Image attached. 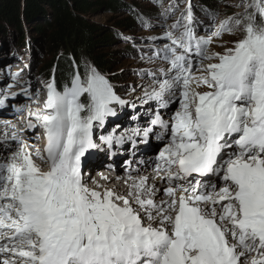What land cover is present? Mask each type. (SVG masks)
Segmentation results:
<instances>
[{
    "label": "snow or ice",
    "instance_id": "1",
    "mask_svg": "<svg viewBox=\"0 0 264 264\" xmlns=\"http://www.w3.org/2000/svg\"><path fill=\"white\" fill-rule=\"evenodd\" d=\"M244 7L218 24L206 12L212 36L243 32L226 54L209 55L212 39L197 35L189 5L166 32L170 43L155 52L168 70L161 78L145 73L153 83L143 103L179 104L171 123L157 111L151 126L132 130L144 143L157 126L155 138L167 137L156 171L169 199L159 204L147 177L127 196L84 179L82 158L100 148L94 127L116 116L113 105L127 104L105 76L88 66L62 92L46 84L44 109L28 108L26 125L43 129L46 147L33 152L13 134L16 146L0 156V264H264V0ZM213 59L219 62L204 66ZM201 86L210 90L197 91ZM24 94L38 102V92ZM8 99L0 96V108ZM100 140L111 148L125 137Z\"/></svg>",
    "mask_w": 264,
    "mask_h": 264
},
{
    "label": "rangeland",
    "instance_id": "2",
    "mask_svg": "<svg viewBox=\"0 0 264 264\" xmlns=\"http://www.w3.org/2000/svg\"><path fill=\"white\" fill-rule=\"evenodd\" d=\"M207 1V2H206ZM124 0L127 4L125 10H112L107 6H100L93 12L87 14L84 19L89 24L101 26L109 30L114 35L113 42L108 45V48L102 52L105 55L106 61L109 62L111 70L108 73H100L113 86V90L121 99L127 101V104L121 108L118 105H113L116 108V116L120 117L141 106L146 107L147 103H143L144 90L148 88L151 90L152 77L145 73L152 72L158 78L162 77L163 71L169 68L168 63L155 56V52L161 48L163 43H170L165 39L166 32L170 26L175 24L181 18L180 13L191 5L192 13L194 16V27L198 36L211 37L212 43L209 46V55L219 53L224 55L227 49L233 48L235 43L242 38L243 32L236 34H224L222 37L217 38L212 36L213 32L212 21L206 12H212L217 15V24L228 17H233L245 12L244 5L248 0ZM92 2L110 3V0H92ZM173 5L178 7L172 9ZM49 10V7H46ZM165 10H170V14L166 22L162 19ZM201 12L203 14H201ZM22 14V12H21ZM79 17V16H77ZM148 21V26H142L140 18ZM43 19H38L29 26H24L22 34L14 23L0 21V76L5 74L12 80L11 87H5L4 91L8 93V102L12 101L13 94L19 90L20 80L24 76H28V91L32 90V83L41 96H47L46 84L43 76H40L43 66L48 65L49 61L53 59L51 52L48 51L49 30L46 26H41ZM43 27V32H39L38 27ZM207 29V31H206ZM24 35L22 43L21 36ZM162 49V48H161ZM55 58V56H54ZM151 58V60H150ZM193 60V74L197 77L203 73L197 71L199 60L196 57H191ZM218 60H205L203 62L206 67L209 63H218ZM88 66L78 70H85ZM23 69V75L15 78L13 76L14 69ZM94 68V67H92ZM117 80V83L115 82ZM14 83V84H13ZM8 82H5V85ZM21 89V88H20ZM201 92H205L207 87L201 86ZM24 91L25 88L22 87ZM18 96V95H17ZM16 97V96H15ZM24 100L23 103H26ZM155 103L154 114L158 111L165 121L171 123L170 114L178 109L179 104L173 103L169 106V114L163 112ZM25 109V114L21 120L27 121L26 113H28L26 104L22 107ZM154 114L146 115V123L154 118ZM110 121V119H109ZM27 125V122H26ZM108 128L111 124L106 125ZM105 126L97 128V132L103 131ZM37 132L31 129V135L37 136L39 140L43 141L42 130L40 127L35 128ZM39 129V130H38ZM117 129V128H114ZM158 130L160 131L159 127ZM116 131V130H115ZM114 131V132H115ZM122 135L121 133H119ZM151 136V137H150ZM155 136V135H154ZM154 136L149 135L151 141H154ZM153 139V140H152ZM5 142V141H4ZM9 143L5 144L8 145ZM156 149L155 147H150ZM95 150V149H92ZM91 151V150H90ZM88 154V153H86ZM86 156V155H85ZM85 160H87L85 158ZM122 166V163H121Z\"/></svg>",
    "mask_w": 264,
    "mask_h": 264
},
{
    "label": "trees",
    "instance_id": "3",
    "mask_svg": "<svg viewBox=\"0 0 264 264\" xmlns=\"http://www.w3.org/2000/svg\"><path fill=\"white\" fill-rule=\"evenodd\" d=\"M110 1L113 4H98L92 0H0V21L14 23L22 34L24 26L43 19L40 25L46 26L50 32L47 52H51L53 59L42 67L40 76L53 81L62 92L66 86L71 87L74 75L79 74L78 68L80 70L85 65H91L100 73L111 70L102 51L113 42L114 35L84 19L100 6L105 5L112 10H125L128 7L124 0ZM41 26L37 28L39 32L44 30ZM21 41L23 43L24 35ZM79 75L83 79L85 70L80 71ZM81 101L88 102L87 94L81 97Z\"/></svg>",
    "mask_w": 264,
    "mask_h": 264
},
{
    "label": "bare ground",
    "instance_id": "4",
    "mask_svg": "<svg viewBox=\"0 0 264 264\" xmlns=\"http://www.w3.org/2000/svg\"><path fill=\"white\" fill-rule=\"evenodd\" d=\"M165 44H168V43L161 44L162 45L161 48H163ZM161 48H158V49H161ZM22 75H23V69L22 70H20V68L14 69L13 76L15 78H18ZM27 79H28V76H24L20 80V83L18 85L19 90L16 91V95H15L16 97L13 98L12 101H9V102L8 100L5 101V105L8 111H5V112L0 111V118H7L8 120H10L9 123L7 122L0 123V156H5L10 151V148L5 147V144L9 143L8 145L11 146V148H14L16 146L15 141L8 142L7 140L8 137H6L12 134V131H11L12 126H17V127L19 126L20 129H25V128L27 129L26 135H24V139L28 142V145L33 152H35L36 147L40 148L41 150H43L46 147V137L44 135L43 129L40 128V131L42 130V134H43L42 136L44 138V140L41 141L39 140L37 136H34L37 130L33 129L35 132L33 133L34 135H31L32 133L30 132L31 129L27 128L26 126V122L29 120L28 113H26L25 115L26 117H28L27 121L25 119L21 120L25 114L24 113L25 109H24V112L17 111V109L22 108L25 104H26L27 109L31 108L33 111L44 109V103L47 99V96L45 95L44 97H42L41 93L38 92L36 85L35 84L33 85V83H32V86H33L32 90L28 91L30 90L29 89L30 85H28ZM5 82H8V84L5 85ZM9 85H12V80H9V77H7L5 74H2L0 76V96H3V95L8 96V93H6L4 89L5 87H9ZM22 87L25 88L24 91L22 90ZM196 90L201 92L199 88ZM209 90L210 89L208 88L206 89V91H209ZM25 92H31L34 94L38 92V102L34 99H31L29 96L25 95L24 94ZM24 100H27L26 103H23ZM154 102L155 101H150L147 103L146 107L141 106L136 110L126 113L125 115L122 116V118H116L115 121L118 120L119 122L118 124L120 126L121 125L123 126V124L128 125L124 128V129H127L124 133L128 135V137H131V138L126 143H123V144L113 143V146L109 148L106 144H104L100 140V136L111 135V134L107 131H103L102 133L98 134L95 132L96 128L94 127L93 137L96 143L100 145L99 149L94 150V153H96L97 155V156L94 155L95 158H98V157L100 158V162L94 165V172H97V176L100 179L99 184H101V181L104 180L105 183L103 186L105 188L110 187V190H114L118 195H122V196L128 195V193L132 190L130 186L133 185L134 183H138L139 180L141 179L140 177L143 175V172L139 166L143 167L149 164L151 161L150 151L145 147V143L142 142V136H132V130L136 128L143 129V128L151 126L149 120H148V123H146V119H147L146 115L155 113L154 112V107H155ZM161 109H163V112L166 113V115L169 114L170 112L169 108L168 109L161 108ZM122 126L120 127V129H123L124 126L123 127ZM117 132H119V130H117ZM158 132H159L158 126L154 127L152 137ZM5 137H6V140L3 139ZM154 139H155V136H154ZM166 140H167V137H165L163 141H166ZM34 159H35V162L38 165H40L44 171L48 170L47 169V167H49L48 165L44 164L38 158L34 157ZM107 159L108 160L111 159V161H108ZM121 163H122V166H121ZM111 168H115L116 171L121 172L119 174L120 176L119 178H117L115 176L116 174L114 173L113 175H109V174L104 175V172H107V170ZM89 175L90 174H87L86 177L84 176V179L88 181V185L90 186V188H96L97 190H99L100 188H97V185L99 184H96L95 186H91L92 181L89 179ZM93 175H95V173ZM160 175H163V174H160ZM105 177H107V179H105ZM132 177H134V179H131ZM147 179H148V184L150 186L154 185L155 188L157 189L155 195L153 196V199L158 204L163 200L169 199V197H167L164 194V190L168 186L165 181H162L161 179L157 178L154 175L147 177ZM219 183L222 184L223 182L219 181ZM129 199L133 200L132 197H129ZM224 203H227V202L225 201ZM133 205L134 207L136 206L134 200H133ZM146 223H153V226H157L154 222L146 221Z\"/></svg>",
    "mask_w": 264,
    "mask_h": 264
}]
</instances>
